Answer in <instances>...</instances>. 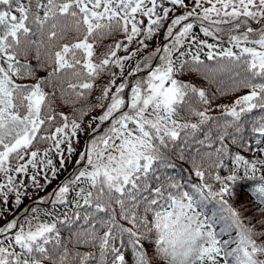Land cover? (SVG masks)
<instances>
[{
    "label": "snow or ice",
    "instance_id": "1",
    "mask_svg": "<svg viewBox=\"0 0 264 264\" xmlns=\"http://www.w3.org/2000/svg\"><path fill=\"white\" fill-rule=\"evenodd\" d=\"M254 110L264 0H0V264H264V158L239 151ZM251 130L264 136V115ZM73 156L71 177L16 214L18 175L42 190ZM177 159L195 180L156 174Z\"/></svg>",
    "mask_w": 264,
    "mask_h": 264
},
{
    "label": "trees",
    "instance_id": "2",
    "mask_svg": "<svg viewBox=\"0 0 264 264\" xmlns=\"http://www.w3.org/2000/svg\"><path fill=\"white\" fill-rule=\"evenodd\" d=\"M41 74H43V73H41ZM185 79H191L193 83H196L198 85L204 84V81H202L199 77H187L186 76ZM213 88L215 90V86H213ZM243 91L244 90L242 89L239 93H242ZM239 93H230L229 99H231L233 96H235V95H237ZM96 95H98V92H93L92 95L90 97H88L87 101H82L80 104L77 105V107H83V106H85L86 103H94ZM218 102H219V99L216 101V103H218ZM60 110L66 112V113H71V108L68 107V106H63V107L60 108ZM219 115H221V114H219ZM262 115H264V112H260L259 110H254V112L251 113L250 116L246 117V121L248 123V129H247V131L245 132V135H244V139L246 141V144L244 146H240L239 147V151L241 152V154H243L247 158H254L256 156H260L261 158H264V153H259L256 150L258 148H263L264 147V137L261 136L260 134L256 133V132H253L251 130V121L253 119H259V117L262 116ZM191 119L194 120L196 118L192 117ZM205 130L207 131V128ZM191 142H192V138L190 137L189 138V143H191ZM183 143H184V141L182 140L180 142V144L177 145V147L183 146ZM38 147H41V146L38 145ZM250 149H251V151H250ZM236 150H237V148H233V151H236ZM175 165H176V167L174 169H172V168H169V169L160 168V169H158L156 174L160 175L163 172L166 175L175 176L177 179H180L181 181H183L185 179H191V180H195L196 179L194 176L189 177L188 173H189L190 169H189V166H188L187 163L177 159V160H175ZM180 166H184L185 167V172L184 173H181L179 171V167ZM248 197L252 198V196H248ZM248 197H247V199H248ZM71 198H72V196L69 199H71ZM248 200H250V199H248ZM237 203H239V202H237ZM253 206L255 207L256 205L253 204ZM69 207H71V205H69ZM63 211H64V209L62 208L61 212H63ZM244 215L251 219V223L252 224H255L256 220L259 219L258 216L257 217H253L252 212H245ZM106 218L107 217H105V219ZM117 219L119 220V216H117ZM79 223H80V225H82L83 221H80ZM120 223L125 224L126 227L130 226V225L126 224V222H124L122 220L120 221ZM77 226H79V225H77ZM97 227H99V225H97ZM73 230H75V228H73ZM102 233H103V229H101V234ZM61 235L62 236H67L68 233H67L66 230L62 229ZM229 235L234 237L235 236V231H232L231 233H229L228 237L224 238V239L225 240L229 239ZM260 241H264V237H260L258 239V242H260ZM142 243H144V242H142ZM144 246H145V249L147 250L149 256H152L154 254V252H155L154 245L151 244V243H145ZM232 247H235V245L233 244ZM79 250L80 251H95V249L87 248V247H83V246ZM125 257H126V260L130 259V250H126L125 251ZM261 258L264 259V257H261ZM154 264H156L155 261H154Z\"/></svg>",
    "mask_w": 264,
    "mask_h": 264
},
{
    "label": "rangeland",
    "instance_id": "3",
    "mask_svg": "<svg viewBox=\"0 0 264 264\" xmlns=\"http://www.w3.org/2000/svg\"><path fill=\"white\" fill-rule=\"evenodd\" d=\"M186 2H187V0H186ZM199 30L197 29V32H198ZM203 36H202V34H201V36H200V38H202ZM161 40H162V36L161 37H158L156 40H154L153 42H152V47L154 48L155 46H156V44H158V43H160L161 42ZM133 47L135 46V45H132ZM119 55H124L125 53L124 52H120V53H118ZM117 83H119V81H117ZM98 112H97V114L96 115H99L100 114V112H99V110H97ZM105 127H106V125H105ZM101 131H103V129H101ZM55 157V155L53 156V158ZM57 158V157H56ZM55 158V159H56ZM73 162H74V158H73ZM72 162V163H73ZM71 163V164H72ZM71 164H69V165H71ZM69 165H67V167L69 166ZM0 207H3V205L0 203ZM7 211H5V213H6ZM7 216V215H6ZM13 217H12V213L10 214V215H8L7 216V219L8 220H11ZM4 223H6V221L5 220H0V225H2V224H4Z\"/></svg>",
    "mask_w": 264,
    "mask_h": 264
}]
</instances>
